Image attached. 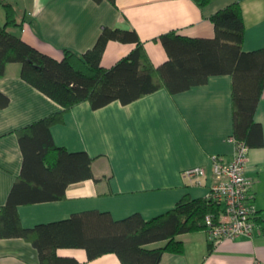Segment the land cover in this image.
I'll list each match as a JSON object with an SVG mask.
<instances>
[{
    "label": "crops",
    "instance_id": "crops-1",
    "mask_svg": "<svg viewBox=\"0 0 264 264\" xmlns=\"http://www.w3.org/2000/svg\"><path fill=\"white\" fill-rule=\"evenodd\" d=\"M19 12L22 26L12 33L41 53L63 59V50L85 54L103 28L135 30L155 67L169 56L160 37L175 32L188 38L215 37L211 17L239 3L245 22L243 49L264 48V0H211L201 9L194 0H8ZM6 11L0 0V24ZM135 44L111 41L102 65L110 69L128 56ZM22 65L8 64L0 78V210L21 175L23 153L17 132L58 114L62 106L21 78ZM255 120L264 129V92ZM58 147L92 158L95 179L72 184L63 200L22 205L21 223L32 229L61 222L75 214L99 211L123 220L139 214L150 221L176 208L186 195L207 199L213 183L214 158L232 162L237 143L233 135L232 77L211 76L208 82L171 95L160 89L133 103L115 101L101 109L89 102L76 105L63 124L52 128ZM202 168L204 176L185 172ZM247 175L253 181L257 231L252 237L214 244L206 230L181 234V254L166 252L160 264H264V146L248 151ZM219 221H228L218 205ZM165 242L148 245L162 248ZM58 255L82 264H122L116 254L89 260L83 249H60ZM0 264H41L38 250L22 238L0 239Z\"/></svg>",
    "mask_w": 264,
    "mask_h": 264
},
{
    "label": "trees",
    "instance_id": "trees-1",
    "mask_svg": "<svg viewBox=\"0 0 264 264\" xmlns=\"http://www.w3.org/2000/svg\"><path fill=\"white\" fill-rule=\"evenodd\" d=\"M93 1L116 4V0ZM194 1L204 9L211 0ZM2 4L6 23L0 24V78L5 76L8 64H21V78L63 109L17 132L23 166L0 210V239L30 241L39 252L41 264H82L75 258L59 256L60 249H83L90 261L116 254L122 264H160L166 252L183 253L184 246L176 237L206 230L208 216L218 223L220 208L216 202L186 195L175 209L150 221L139 214L114 220L109 213L90 211L32 229L22 225L18 209L22 205L63 200L70 185L95 179L92 158L85 152L71 153L58 147L51 131L65 122L67 112L83 102H89L95 110L115 101L128 105L160 89L175 95L206 84L211 76L230 75L232 138L248 150L262 148L264 129L255 116L264 92V48L244 51L241 5L234 3L211 17L214 38H188L175 32L162 35L160 40L169 59L155 67L135 30L108 27L103 28L95 46L85 54L65 49L62 60L54 59L11 32L23 21H19V12L11 2L2 0ZM111 41L136 47L106 69L102 60ZM1 97L7 106L9 99L0 94ZM165 241L162 248H147Z\"/></svg>",
    "mask_w": 264,
    "mask_h": 264
},
{
    "label": "built area",
    "instance_id": "built-area-1",
    "mask_svg": "<svg viewBox=\"0 0 264 264\" xmlns=\"http://www.w3.org/2000/svg\"><path fill=\"white\" fill-rule=\"evenodd\" d=\"M237 143L235 159L226 162L214 158L213 183L207 196L208 200L218 205L224 204L228 221L215 223L211 216L207 217L206 231L214 244L225 240L252 237L257 231L255 217L257 208L253 192V181L247 175L248 148ZM202 168H193L185 172V177L204 176Z\"/></svg>",
    "mask_w": 264,
    "mask_h": 264
}]
</instances>
